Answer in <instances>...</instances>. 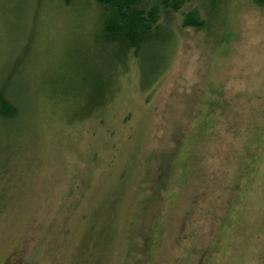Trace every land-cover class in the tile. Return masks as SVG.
I'll return each mask as SVG.
<instances>
[{"label": "rangeland", "instance_id": "rangeland-1", "mask_svg": "<svg viewBox=\"0 0 264 264\" xmlns=\"http://www.w3.org/2000/svg\"><path fill=\"white\" fill-rule=\"evenodd\" d=\"M100 10L0 0V264H264V2L186 0L159 59Z\"/></svg>", "mask_w": 264, "mask_h": 264}, {"label": "trees", "instance_id": "trees-1", "mask_svg": "<svg viewBox=\"0 0 264 264\" xmlns=\"http://www.w3.org/2000/svg\"><path fill=\"white\" fill-rule=\"evenodd\" d=\"M69 5L70 0H63ZM100 7L101 40L126 45L139 55L141 49L152 46L157 59L172 42L168 25L160 21L161 15L180 11L186 0H92ZM264 2V0H259ZM205 22L197 11L184 14V26L203 27ZM164 58V57H163ZM21 105L16 103L5 87H0V123L7 126L22 116Z\"/></svg>", "mask_w": 264, "mask_h": 264}]
</instances>
